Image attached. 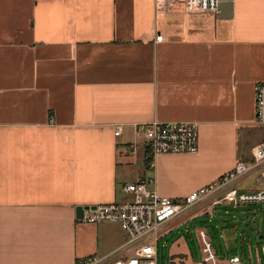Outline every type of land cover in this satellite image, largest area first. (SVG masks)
Masks as SVG:
<instances>
[{"label": "crops", "instance_id": "1", "mask_svg": "<svg viewBox=\"0 0 264 264\" xmlns=\"http://www.w3.org/2000/svg\"><path fill=\"white\" fill-rule=\"evenodd\" d=\"M231 4L213 14L179 0H0V264L113 255L124 231L76 218L77 206L127 200L122 188L145 178L181 198L251 160L264 139L253 89L264 0ZM154 120L197 123V152L147 161L134 126ZM183 257L170 248V263Z\"/></svg>", "mask_w": 264, "mask_h": 264}, {"label": "built area", "instance_id": "2", "mask_svg": "<svg viewBox=\"0 0 264 264\" xmlns=\"http://www.w3.org/2000/svg\"><path fill=\"white\" fill-rule=\"evenodd\" d=\"M188 12L213 13L221 2L232 0H179ZM162 36H157L160 41ZM254 125L264 127V80L254 84ZM117 126L114 135L121 134ZM135 138L145 148L149 162L159 155L194 154L198 149V125L195 122L150 121L134 126ZM258 172L256 190L244 191L236 186L250 174ZM154 179L145 178L122 188L127 200L101 204L84 211L82 221L118 224L127 236L125 244L113 255L104 258H83L76 264H156V245L161 232L174 221L189 215L198 207H216L222 203L260 205L264 214V139L251 149L249 162L238 161L217 179L200 186L181 198L160 196ZM201 258L194 264H242L238 256L220 258L213 251L207 233L199 230ZM264 258V249L262 251ZM257 264H263L261 259Z\"/></svg>", "mask_w": 264, "mask_h": 264}, {"label": "rangeland", "instance_id": "3", "mask_svg": "<svg viewBox=\"0 0 264 264\" xmlns=\"http://www.w3.org/2000/svg\"><path fill=\"white\" fill-rule=\"evenodd\" d=\"M250 142H253L250 140ZM146 157V156H145ZM258 172L250 174L236 187L248 191L259 188L255 183ZM133 182V179H128ZM189 223L177 228L157 243L159 259L157 264H194L201 258L199 230L207 233L213 251L220 258L229 259L238 256L242 264H257L259 258L264 264V214L260 205H233L222 203L216 207L207 205L193 210L188 218L194 215ZM184 239L180 249H174L172 242L176 238ZM262 238V239H261ZM261 239V240H260ZM170 248L184 252L185 257L169 262ZM157 259V258H156Z\"/></svg>", "mask_w": 264, "mask_h": 264}, {"label": "water", "instance_id": "4", "mask_svg": "<svg viewBox=\"0 0 264 264\" xmlns=\"http://www.w3.org/2000/svg\"><path fill=\"white\" fill-rule=\"evenodd\" d=\"M231 1H226V2H221L219 5H218V11L222 8V7H224V6H227V7H231ZM89 208H94V206L93 207H89V206H77L76 208H75V216H76V218H78V219H82V217H83V214H84V211L85 210H88Z\"/></svg>", "mask_w": 264, "mask_h": 264}, {"label": "trees", "instance_id": "5", "mask_svg": "<svg viewBox=\"0 0 264 264\" xmlns=\"http://www.w3.org/2000/svg\"><path fill=\"white\" fill-rule=\"evenodd\" d=\"M146 160H147V161H149V159H148V158H146Z\"/></svg>", "mask_w": 264, "mask_h": 264}]
</instances>
